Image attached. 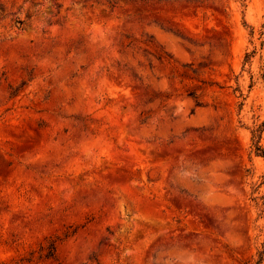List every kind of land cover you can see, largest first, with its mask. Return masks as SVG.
Wrapping results in <instances>:
<instances>
[{
  "label": "rangeland",
  "instance_id": "rangeland-1",
  "mask_svg": "<svg viewBox=\"0 0 264 264\" xmlns=\"http://www.w3.org/2000/svg\"><path fill=\"white\" fill-rule=\"evenodd\" d=\"M262 74L264 0H0V264H251Z\"/></svg>",
  "mask_w": 264,
  "mask_h": 264
},
{
  "label": "trees",
  "instance_id": "trees-1",
  "mask_svg": "<svg viewBox=\"0 0 264 264\" xmlns=\"http://www.w3.org/2000/svg\"><path fill=\"white\" fill-rule=\"evenodd\" d=\"M250 58V55L247 56V60ZM262 78L264 79V74H262ZM264 132V123L258 125L252 132L253 140H254V153L257 156H261L264 158V148L261 145L262 134ZM256 207L259 209V218L262 219L264 216V197L260 199H256ZM251 264H264V239L261 243L260 248H258L255 257L253 258Z\"/></svg>",
  "mask_w": 264,
  "mask_h": 264
}]
</instances>
